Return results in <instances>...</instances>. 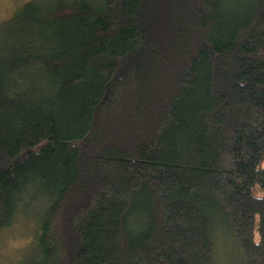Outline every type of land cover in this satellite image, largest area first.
Returning <instances> with one entry per match:
<instances>
[{"label":"trees","instance_id":"obj_1","mask_svg":"<svg viewBox=\"0 0 264 264\" xmlns=\"http://www.w3.org/2000/svg\"><path fill=\"white\" fill-rule=\"evenodd\" d=\"M263 165L264 0H32L0 24L24 264H264Z\"/></svg>","mask_w":264,"mask_h":264},{"label":"rangeland","instance_id":"obj_2","mask_svg":"<svg viewBox=\"0 0 264 264\" xmlns=\"http://www.w3.org/2000/svg\"><path fill=\"white\" fill-rule=\"evenodd\" d=\"M28 1L32 0H0V24L10 20L15 11ZM33 223L31 218L19 220L0 233V264H24L27 261L28 246L35 230ZM218 254L219 258L223 257L219 260L220 264L233 260L231 254L227 255L223 244L219 246Z\"/></svg>","mask_w":264,"mask_h":264}]
</instances>
